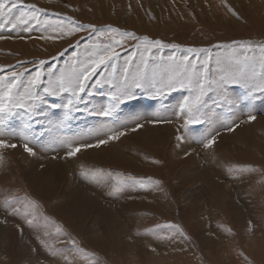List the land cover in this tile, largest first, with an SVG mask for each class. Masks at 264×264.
Instances as JSON below:
<instances>
[{"label": "rangeland", "instance_id": "1", "mask_svg": "<svg viewBox=\"0 0 264 264\" xmlns=\"http://www.w3.org/2000/svg\"><path fill=\"white\" fill-rule=\"evenodd\" d=\"M21 13L36 19L18 23ZM157 40L178 45V55L207 48L213 61L226 52L222 45L264 43V0H18L0 16V76L23 72L26 81L41 71L38 93L45 100L30 121L35 155L23 149L27 117L20 110L0 136L17 145L0 148V201L28 197L43 214L39 227L30 226L0 203V264H264V91L252 98L228 84L227 99L208 92L202 123L187 127L179 105L190 93L180 87L159 95L133 88L112 116L94 114L115 91L97 80L109 74L118 80L127 57L135 68L141 52L150 61L177 52L154 46ZM105 45L119 55L96 69L79 100L70 92L43 93L49 70L55 78ZM70 99L75 108L66 112L62 105ZM99 140L107 143L97 147ZM81 144L91 147L65 155L69 145ZM243 166L254 170L233 171ZM82 169L99 176L86 179ZM120 179L126 183L114 190ZM57 227L61 234L43 235Z\"/></svg>", "mask_w": 264, "mask_h": 264}, {"label": "snow or ice", "instance_id": "2", "mask_svg": "<svg viewBox=\"0 0 264 264\" xmlns=\"http://www.w3.org/2000/svg\"><path fill=\"white\" fill-rule=\"evenodd\" d=\"M8 0H0V16L11 14L12 9L16 7L18 0H11V7L6 10V3ZM36 19V14L21 13L16 17L18 23H28L25 19ZM44 23H48L45 21ZM82 27L93 28V25H85ZM27 30V29H26ZM75 31L76 29H72ZM113 32L118 30L112 29ZM129 35L131 33L122 34ZM154 46L159 45L160 48L171 47L177 49L167 57H151V61L141 52L140 61L136 63L135 68L132 56L126 58L125 65L122 69V75L115 82L113 81L112 74L106 81L97 80V84L102 82L112 83L115 91L109 94V103L101 106L94 113L102 117H110L116 111L117 107L124 101L132 98L133 88H151L154 90L155 95H159L163 89L173 90L176 87L187 88L189 95L185 96L179 105L181 113L185 114L184 127L189 124L202 123L201 108L203 105L204 96L211 91L217 92L223 99H227L225 88L228 84L239 85L240 87L249 90L248 96L254 98V93L257 91H264V43H254L252 41L232 42L229 45H222L226 52L221 54L217 53L213 61L212 54L207 48H188L185 51L187 54L178 55V45H163L160 41L153 42ZM97 50L89 53L87 61L74 62V66L70 71L61 69L60 75L54 77V74L49 70V79L47 86L43 88L44 94L58 96L62 92H70L75 100L80 99V93L85 91V84L91 78L92 74L101 65H105L109 61H114L118 57V53L111 50L110 45L103 47L96 46ZM151 52V49H148ZM202 53H207L203 59L200 58ZM195 54L196 59L190 60V55ZM135 56V53H133ZM210 62H214L215 67L210 66ZM42 63V62H41ZM79 64L76 67L75 64ZM115 70V63L112 64ZM24 73H11V76H0V136H3L10 129L7 127L9 119L18 114L27 117L23 124L21 138L24 140L23 149L30 155H35L33 148L29 146L32 142L30 137L31 123L30 121L39 111L40 105L45 103L42 94L38 93V86L40 84L43 73L37 70L33 76L28 79L22 80ZM103 75V74H102ZM231 103V101H228ZM52 108L60 107V105L52 104ZM62 107L69 112L75 108L74 100L70 99ZM249 121L254 120V115L248 116ZM141 125H137L140 127ZM231 130V129H229ZM14 134V133H13ZM124 135L123 132L111 135L108 140L118 139L119 136ZM182 136H177V140L181 141ZM215 142V137L206 139L204 143L205 148L211 147ZM107 143L106 140H99L97 147L100 144ZM15 148L16 144H9L5 139L0 138V148ZM70 150L66 152L67 157H72L78 153L82 147H91V145H69ZM250 166H243L233 171H252ZM81 175L86 179H96L99 176L98 170L82 169ZM131 179V178H128ZM126 183L125 179L117 181L114 190L118 186ZM141 187L145 186L141 183ZM6 208H11L12 215L22 216L26 223L30 226L39 227L40 219L43 217L42 213L37 212V202L28 197L8 196L3 201H0ZM15 204L16 207H12ZM46 219V218H45ZM47 228V224L44 225ZM176 228L181 236L184 235L178 226H171ZM62 229L57 227L53 233L45 230L43 235L49 237L50 235H59ZM40 239V237H37ZM52 255L60 254L61 249L55 248L49 241L40 239ZM70 243L79 249L76 241L72 240ZM68 260V257H64Z\"/></svg>", "mask_w": 264, "mask_h": 264}]
</instances>
